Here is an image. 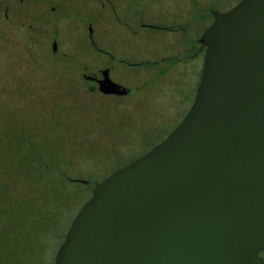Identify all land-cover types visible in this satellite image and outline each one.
<instances>
[{"label": "rangeland", "instance_id": "1", "mask_svg": "<svg viewBox=\"0 0 264 264\" xmlns=\"http://www.w3.org/2000/svg\"><path fill=\"white\" fill-rule=\"evenodd\" d=\"M166 1L146 4L145 25L184 27L179 14L191 9L187 55L172 54L185 40L179 31L135 25L138 39L122 30L116 16L122 20L125 13L118 3L117 26L105 33L109 19L98 0L93 34L104 49H109L106 34L110 36L115 51L112 56L97 52L91 63L111 66L110 78L128 87L127 95L90 91L69 72L66 56H76L79 47L90 50L87 38H72L74 32L87 34L86 26L65 19L56 51L60 57L66 54L67 63L61 64L50 41L30 40L25 27L12 25L0 11V182L15 197L35 198L39 210L8 220L20 207L14 203L13 212L3 213L14 199L1 196L0 190V264H53L94 183L146 153L187 113L203 64L204 52H195L198 36L211 23L213 11H226L238 0H173L175 15ZM21 150L30 151L32 170L51 171L34 176L17 162Z\"/></svg>", "mask_w": 264, "mask_h": 264}, {"label": "water", "instance_id": "2", "mask_svg": "<svg viewBox=\"0 0 264 264\" xmlns=\"http://www.w3.org/2000/svg\"><path fill=\"white\" fill-rule=\"evenodd\" d=\"M212 15L198 38L205 52L187 113L150 150L94 183L53 264H258L264 0ZM85 77L102 94L130 91L108 69Z\"/></svg>", "mask_w": 264, "mask_h": 264}, {"label": "flooded vegetation", "instance_id": "3", "mask_svg": "<svg viewBox=\"0 0 264 264\" xmlns=\"http://www.w3.org/2000/svg\"><path fill=\"white\" fill-rule=\"evenodd\" d=\"M101 7L105 8L106 14L109 19V24L106 30L111 27L114 29L116 25L115 22V7L116 3L120 4L121 9L125 13V18L120 20L116 16V21L118 26L125 31L128 30L130 35L134 38H140L141 33L139 28L135 29L137 26H147L151 29H160L163 31L174 32L179 31L182 33L185 40H181L180 46L176 50H172V54L178 55L184 52L186 55L187 51L191 49V45L188 39V33L190 28L189 18L193 20V14H191V9H187L185 12L179 14L180 20L185 21V26H160V25H145L143 18V10L149 1L155 2L160 0H99ZM191 4L194 0H189ZM239 1V0H238ZM169 8L168 12L174 11L173 0H167L166 3ZM235 5V4H234ZM233 5V6H234ZM3 3L0 0V11L3 12V18L10 20V23L21 28H26L28 32V38L32 41L47 40L51 42L52 54L56 56V59L61 63H67L65 61V53L60 57L57 55V42L64 37L65 29L63 28L65 19L72 20V24L84 25L87 28V34L83 36H78L76 32L71 29L73 33L74 40L80 38H87V44L90 50H85L84 47H79L76 56L68 54L66 56L70 59L71 63L68 67L70 73L78 76L80 81L86 82V88L90 91H99L97 88V82L89 79L86 74H89L93 69H108L111 70V66H97L91 63V60L95 57L97 52L106 53L112 56L114 49L110 48V36L107 37L106 34V45L109 49H104L98 45V41L94 36L93 25L96 24L95 21L98 17V0H14V3ZM9 13V14H8ZM175 15L174 13H171ZM213 20V15L211 14V22ZM199 20L198 22H202ZM205 29V28H204ZM126 30V31H127ZM203 32V31H202ZM201 32V33H202ZM200 33V35H201ZM199 35V36H200ZM198 36V38H199ZM198 40V39H197ZM55 43V48L53 44ZM117 51V50H116ZM195 52H205V47L197 41ZM192 56V55H191ZM129 93V92H128ZM127 93V94H128ZM125 94V95H127ZM163 140V139H162ZM159 143V142H158ZM156 145V144H155ZM151 149V148H150ZM149 149V150H150ZM258 264H264V248L259 250Z\"/></svg>", "mask_w": 264, "mask_h": 264}, {"label": "trees", "instance_id": "4", "mask_svg": "<svg viewBox=\"0 0 264 264\" xmlns=\"http://www.w3.org/2000/svg\"><path fill=\"white\" fill-rule=\"evenodd\" d=\"M17 162L21 163V165H23V167L28 168L29 170L32 171V173L35 175L40 174V172H50L51 170H43L40 171L39 169H37L36 166L32 168L29 166V164H31L32 162L29 161V156H30V151L29 150H21L19 151L18 155H17ZM35 163V162H34ZM0 190H1V196L3 197H9L12 199H14L13 202L10 203V205L7 208H4L3 213H7L10 214L12 211V205L18 204L19 205V209L16 210L15 212L12 213V216L8 218V220L13 219V217L18 214V215H22L25 210L29 211V209L34 212V211H39L38 207H37V200L35 198H30L27 196H18L15 197L14 195H12V193L10 192L9 188L7 186H5V184H3L2 182H0Z\"/></svg>", "mask_w": 264, "mask_h": 264}]
</instances>
